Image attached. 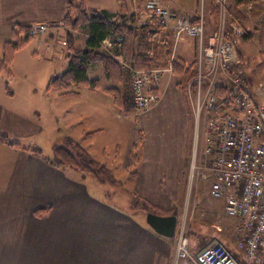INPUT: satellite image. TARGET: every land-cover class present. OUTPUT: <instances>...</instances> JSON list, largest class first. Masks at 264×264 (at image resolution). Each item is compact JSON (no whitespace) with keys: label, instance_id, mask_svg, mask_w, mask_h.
<instances>
[{"label":"crops","instance_id":"1","mask_svg":"<svg viewBox=\"0 0 264 264\" xmlns=\"http://www.w3.org/2000/svg\"><path fill=\"white\" fill-rule=\"evenodd\" d=\"M66 1L0 0V52L2 44L12 39L16 24L62 20ZM145 1L123 0L121 5L118 0H84V4L95 10L135 13L144 23ZM160 1L181 17L196 19L202 13L204 36L214 31L215 20L205 0ZM258 15L257 60L263 61L264 15ZM164 30L172 36L170 56L158 67L165 72L153 88L155 102L139 114L124 109V81L107 80L101 67L87 72L89 80L98 81L96 88L77 86L73 87L77 94L60 96L62 90L47 87L50 77L67 65V35L75 46L76 35L88 37L83 31L61 24L32 37L14 54L12 75L0 74V135L18 144L0 141V264H166L167 237L153 231L145 216L135 214L140 210L136 204H130L131 193L163 210L176 204L190 155L192 110L184 85L193 75L198 41L185 33L176 36L171 27ZM251 32L252 37L246 33L239 40L248 44L255 38ZM108 44L107 39L103 48ZM239 50L250 81L244 55H251V49ZM174 61L187 71L173 69ZM262 61L257 70L263 68ZM262 83L257 73V88ZM111 87L119 93L116 101L105 91ZM258 92L261 97V89ZM65 138L112 171L119 183L110 186L120 187L129 197L124 205L118 189L115 202L107 198V186L93 177L52 166L44 159L52 153L32 151L43 147L40 140L54 147ZM29 139L34 146L22 144ZM228 220L231 226L220 222L212 237L237 251L234 221Z\"/></svg>","mask_w":264,"mask_h":264},{"label":"built area","instance_id":"2","mask_svg":"<svg viewBox=\"0 0 264 264\" xmlns=\"http://www.w3.org/2000/svg\"><path fill=\"white\" fill-rule=\"evenodd\" d=\"M220 2L224 9L227 1ZM144 12L147 19L171 27L176 36L185 33L198 41L194 72L184 85L195 127L203 117L204 147L197 168L208 181L210 197L221 203L223 216L234 221L238 251L216 239L192 251L181 230L176 233L174 259L182 264H264V108L253 99L238 46L246 31L227 20L204 40L202 13L196 19L181 17L160 0H146ZM118 59L130 74L133 112L148 110L156 100L153 88L165 69H137ZM218 89L225 90V97L217 94ZM196 144L195 135L192 170Z\"/></svg>","mask_w":264,"mask_h":264},{"label":"trees","instance_id":"3","mask_svg":"<svg viewBox=\"0 0 264 264\" xmlns=\"http://www.w3.org/2000/svg\"><path fill=\"white\" fill-rule=\"evenodd\" d=\"M121 5L123 0H118ZM62 24L71 30H80L87 34L86 47L76 48L73 37L67 35L66 59L67 65L63 72L50 77L47 87L62 90L60 96L77 94L73 87L88 86L96 88L97 80H89L88 69L91 67H101L105 72L107 80L113 83L124 81V107L125 110L133 109V95L131 89V79L129 72L124 69L117 58H122L137 69L148 70L162 66L161 63L168 61L171 52V34L164 30V26L159 24L155 18L148 19L147 22L140 23L135 13H112L106 10H95L87 8L84 0H67L66 11L62 17ZM29 26L16 24L14 26L12 39L2 44V55L0 58V74L9 72L8 68L13 60L14 54L22 48L32 38L28 34ZM121 38L119 41L118 39ZM109 41L106 48L103 43ZM173 69L187 71V67L181 62L174 61ZM193 70L192 73L193 74ZM129 82V85H128ZM129 87V88H127ZM183 87V85H182ZM105 91L113 94L115 101L119 94L114 87ZM217 94L225 97L224 89H218ZM0 141L18 146L16 142L9 140L4 135H0ZM33 152L41 154V150L32 149ZM44 159L62 170L70 169L82 176H91L101 184L118 183L112 171L103 163L95 160L80 144L65 138L63 143L54 145L51 156ZM118 185V184H117ZM131 206L138 207L143 212H153L157 214H169L163 209L152 205L144 198L131 193ZM38 209L36 212L43 210ZM173 213V212H170ZM192 251H196L198 246L189 243Z\"/></svg>","mask_w":264,"mask_h":264},{"label":"rangeland","instance_id":"4","mask_svg":"<svg viewBox=\"0 0 264 264\" xmlns=\"http://www.w3.org/2000/svg\"><path fill=\"white\" fill-rule=\"evenodd\" d=\"M200 1L202 2V0ZM205 1L208 6L206 9L207 12L210 13L215 20L213 24L214 30L217 29L219 24H221L223 21L227 22V20H229V21H234L236 22V24L243 27L244 28L243 30H245L247 33V34L245 33L246 36L248 35L247 37L249 38L252 37L251 31H253L255 38L254 39L252 38V40L249 41L248 44H245L246 42L242 43L245 40L241 39L238 41V46L241 48L249 47L251 49L250 50L251 55H249L250 53L248 52L245 53L246 55H244L246 70H248L247 74L251 78L250 79L251 83L250 81H248L247 78V84L252 92L253 99L257 104V106L263 107L264 83H262L263 85L261 84V86L259 87L262 91V96L260 97V95L257 94V92L260 91V89L257 88V73L260 76L261 80L264 81V66L261 70H257V64L262 61V60L260 61L257 60V23H258L257 17L259 16L258 13H261V17L262 15H264L263 14L264 0H226L227 5L225 6L224 9H223V5H221L220 0H205ZM142 22L144 21L142 20ZM260 23H262V21ZM61 24H62V20H58L56 22L33 24L29 26V30L27 33L29 34L30 30L32 32L35 27H38L36 31L30 33V35L34 37L39 34L51 32L53 29H56L57 26H60ZM42 26L46 27V30L44 32H41L42 30L39 28ZM206 38L207 37H204V40H206ZM75 46L78 48L86 47V40L82 35L80 34L76 35ZM260 52L264 53V51H260ZM1 55L2 52H0V58ZM261 59H263L264 61V55ZM64 68H66V66ZM8 70H9L8 73L6 71L2 72V75L4 74L12 75L11 66H9ZM257 97L262 104H260L259 101H257ZM190 118L192 119V120L190 119V131H189L190 155L187 163V168L185 169L186 171L185 177L184 180L182 181L183 188L182 186L180 188L181 196L179 197V200H177L176 204L172 205L169 209L165 210L169 214H163V215L173 214L177 216L175 235L171 238H166V245H167V253H166L167 255L165 258L166 264H182L180 261H176L174 259V252L176 246V233L183 230L184 233L187 235L189 243H191L192 245H197L198 246L197 248H201L204 245H206L208 242H212L215 240L213 239V237H216L215 230L217 224H220L221 222L226 226H231L232 223L230 220H228V218L223 216L222 206H220L219 202L213 200L210 197L209 189H208L209 186L208 181L198 172V168H197L198 161L202 160V149L204 147V136L201 131L203 117H200L199 125L197 127H195L194 125L195 122L193 119V115L190 114ZM195 135L197 136L196 157H195L196 167H194V169L192 170V165H193L192 151L194 148ZM21 142L26 146L27 145L34 146L33 145L34 143H32L34 141H30V139L28 141L21 140ZM47 143L48 142L46 140H40V144L43 146L40 148V150L42 151L43 154L49 155L52 153L51 150L53 148V145L52 144L46 145ZM106 186H107V190L109 191V197L107 195V198L116 200L115 202H117V197L114 195L117 192V190L114 189H118L119 201L121 202V204L124 205V201L126 202L127 198H129L128 196L126 197V192L120 190V187L110 186V184H106ZM138 207L140 206L139 205L136 206V209ZM135 214L142 219L145 216V212H143L142 210H138V211L135 210Z\"/></svg>","mask_w":264,"mask_h":264},{"label":"water","instance_id":"5","mask_svg":"<svg viewBox=\"0 0 264 264\" xmlns=\"http://www.w3.org/2000/svg\"><path fill=\"white\" fill-rule=\"evenodd\" d=\"M145 221L153 231L167 238H171L176 232V215H161L153 212H147Z\"/></svg>","mask_w":264,"mask_h":264}]
</instances>
